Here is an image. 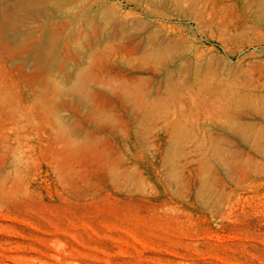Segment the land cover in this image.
<instances>
[{
  "label": "rangeland",
  "instance_id": "obj_1",
  "mask_svg": "<svg viewBox=\"0 0 264 264\" xmlns=\"http://www.w3.org/2000/svg\"><path fill=\"white\" fill-rule=\"evenodd\" d=\"M259 10L0 0V264H264Z\"/></svg>",
  "mask_w": 264,
  "mask_h": 264
},
{
  "label": "bare ground",
  "instance_id": "obj_2",
  "mask_svg": "<svg viewBox=\"0 0 264 264\" xmlns=\"http://www.w3.org/2000/svg\"><path fill=\"white\" fill-rule=\"evenodd\" d=\"M54 2V1H53ZM254 3H257V5H258V7L260 8V10H259V16H262V18L264 19V0H254ZM31 8H35V5H33V4H30V3H28V4H25V5H22V6H20L18 9H19V11H22V10H28V9H31ZM208 17H209V15H208ZM259 20V19H258ZM261 21V20H260ZM215 24V23H214ZM1 29V28H0ZM5 30V29H4ZM0 33H1V30H0ZM0 53L1 54H3L5 57H9V56H12L13 54H14V51H13V49L12 48H10V47H8L7 45H6V43L1 39V37H0ZM2 55V56H3ZM1 76V75H0ZM68 93H70V94H74V95H77L78 97H79V99H80V101H81V103L82 104H85L86 105V107L88 106V102H87V99L85 98V96H84V90H83V86H82V83H78V84H76L74 87H72L69 91H68ZM0 94H1V96H3L4 94H3V92H2V88H1V90H0ZM258 97V96H257ZM247 96L246 95H244V94H241V95H238V94H233V95H229V94H227L226 96H224V97H221V100H222V102H220V103H223L222 105H225V104H228V103H238V102H245V101H247ZM264 100V99H263ZM254 101H255V99H254ZM248 102V101H247ZM244 104H246V103H244ZM248 104H249V102H248ZM261 104V103H260ZM234 105V104H233ZM243 105V104H242ZM246 106V105H245ZM249 106H251V105H249ZM253 106V105H252ZM263 106V105H262ZM221 108H216V111H215V113H216V115L218 116V117H224L225 119H226V116L228 115V114H230V113H228L227 112V110H226V105L225 106H220ZM224 107H226L225 109H224ZM235 107V106H234ZM239 107H241V105L239 106ZM243 107H244V105H243ZM242 107V108H243ZM247 107V106H246ZM237 108V107H236ZM245 108V107H244ZM244 108H243V110H244ZM258 108V107H257ZM228 109H229V106H228ZM249 109V108H248ZM254 109V108H253ZM262 109V108H261ZM260 109V110H261ZM246 110V109H245ZM250 110H252L251 108H250ZM258 110V109H257ZM247 111V110H246ZM252 111H255V110H252ZM251 111V112H252ZM264 111L262 110V113H263ZM235 113V112H234ZM257 113H258V111H257ZM261 113V112H260ZM261 113V114H262ZM254 114H256V111H255V113ZM260 114V115H261ZM234 115V114H233ZM216 116V117H217ZM231 117V116H230ZM236 117V116H235ZM232 118V117H231ZM230 118V119H231ZM234 118V117H233ZM230 119L228 118L227 119V122H226V128L228 129V130H230L232 133H234V134H237V135H239V136H241V138H244L245 139V135L247 134V133H245L244 134V132H243V128H244V126L242 125L241 126V124H234L233 122H229L230 121ZM232 120V119H231ZM246 120V119H245ZM250 122V121H249ZM247 123V122H246ZM251 124V123H250ZM248 125V124H247ZM256 124H254V126H255ZM250 126H253V125H250ZM249 126V127H250ZM251 128V127H250ZM254 128V127H253ZM252 130V129H251ZM245 131V130H244ZM251 133V132H250ZM248 134H249V131H248ZM253 134V133H252ZM248 136V135H247ZM248 138V137H247ZM249 140V139H248ZM202 193H203V189H202Z\"/></svg>",
  "mask_w": 264,
  "mask_h": 264
}]
</instances>
